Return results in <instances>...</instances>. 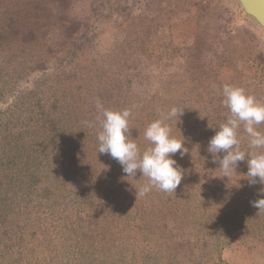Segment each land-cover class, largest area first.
<instances>
[{
  "label": "rangeland",
  "instance_id": "obj_1",
  "mask_svg": "<svg viewBox=\"0 0 264 264\" xmlns=\"http://www.w3.org/2000/svg\"><path fill=\"white\" fill-rule=\"evenodd\" d=\"M55 1L73 29L81 30L51 58L49 75L34 65L14 77L22 70L15 61L10 77L27 86L23 97L37 85V91L55 93L66 105L73 98L69 104L75 108L73 102L103 79L108 91L117 93L103 101L106 108L131 105V136L141 151L149 146L144 129L161 112L182 106L177 128L176 121L170 123L188 149L182 159L179 153L173 157L184 175L175 192L153 188L137 195L147 178L140 172L129 177L115 159L98 152L100 113L89 116L87 102L76 105L73 129L29 123L17 130L15 121L0 119L4 223L25 234L31 225L36 235L28 238L22 258L17 250L10 257L1 253L4 243L0 264H264V228L257 225L264 215L252 205L264 198V185H249L246 161L229 177L222 170L214 174L219 164L207 150L227 118L224 84L242 86L264 102V34L234 0ZM7 82L0 79V110L15 100ZM85 121L97 123L90 128ZM71 134L73 142L81 141L68 144ZM240 136L242 150H248L243 128ZM168 200L176 211L172 205L167 210ZM215 215L224 216L220 226ZM74 232L83 239L76 242L85 244L75 245Z\"/></svg>",
  "mask_w": 264,
  "mask_h": 264
},
{
  "label": "clouds",
  "instance_id": "obj_2",
  "mask_svg": "<svg viewBox=\"0 0 264 264\" xmlns=\"http://www.w3.org/2000/svg\"><path fill=\"white\" fill-rule=\"evenodd\" d=\"M221 104L228 114L209 140L207 150L213 154L212 163H218L224 177H229L236 173L240 162L246 161L249 185H264V131L260 130L264 124V102L242 86L224 84ZM95 106L100 113L97 118L100 128L98 152L115 159L129 177L140 172L147 178L137 195L144 196L153 188L166 193L175 192L183 179L184 169L173 157L179 153L182 159L188 149L182 135H173L170 122L176 121V127L185 108L172 106L167 112H161L159 118L144 129L143 136L149 146L141 151L137 139L131 136L130 109H107L99 98H96ZM97 122L85 121V124L92 128ZM241 128L247 137L248 150L241 148ZM220 153L222 157L217 155ZM260 195L264 196V187L260 189ZM252 205L259 212L264 211V198L253 201Z\"/></svg>",
  "mask_w": 264,
  "mask_h": 264
},
{
  "label": "trees",
  "instance_id": "obj_3",
  "mask_svg": "<svg viewBox=\"0 0 264 264\" xmlns=\"http://www.w3.org/2000/svg\"><path fill=\"white\" fill-rule=\"evenodd\" d=\"M54 3H56L55 0H0V62L5 64V66L0 64V67H2L0 68V79L8 81L7 84L10 83L12 86L10 91L15 97H13L15 99L14 102L9 105L7 109L0 110V119L3 120V118H5L6 122L15 121L14 123L17 130L21 129V126H24L22 129L26 128L29 123L32 126L35 125L39 129L48 128V126L52 125L59 128L71 127L70 129H73L75 126H70V124L73 121L74 114H79L75 112L79 110V107H76V105L78 106L79 103L83 104L86 102L92 104L88 114L89 116L91 114L96 115V98H99L102 103L103 101H112V99L116 98L115 95L117 93L115 94L112 91H108L110 86H106L105 83L102 82L103 79L100 84L92 88V92L89 90L87 93L82 94L81 100L79 98L73 102L75 108L73 105L70 106L69 104L73 98H71L68 105H66L64 101H60V98L55 95V93H48L49 91L45 89L37 91V85L30 91L28 97L24 98L23 96L27 94L25 91L27 86L24 84H14V80L21 81L19 78L14 79L10 77L13 72H16L10 69H14L12 65L15 64V61H17V63L20 61L19 65L22 70L18 76L14 75V77H21L23 73L28 70V66L33 68L34 65H36L38 71L45 73V75H49L48 71L50 69L48 68L52 60L51 58L66 50L71 43H74L75 37H77V34H79L81 30V27L74 30L73 27H75V24H69L71 22L68 19L70 16L68 15L67 18V15L63 12L64 10H62L61 2H59V4L58 2L57 4ZM55 9L56 12L54 13ZM80 40H78V43H82ZM82 40L87 42L88 37L85 36ZM77 46L79 45H76V47ZM78 50H80L79 47H77L76 51ZM72 63L71 61V64ZM104 72L109 73L110 70H104ZM96 74H98V72H96ZM86 79L87 78H85V80ZM46 82L47 81H45L44 84ZM14 86L17 87L14 88ZM85 88L87 89L88 87ZM118 93L120 94V92ZM130 94H132V92L128 95ZM50 99H52L53 102H50ZM130 106L131 105H127L126 108L130 109ZM107 109L110 108L107 106ZM20 113L21 115H19ZM19 124L21 125L20 127H18ZM82 130L83 128H78L76 132H81ZM54 136L58 135L54 134ZM73 138L74 137L69 139V143H67L72 145L81 141L79 138L73 142ZM215 172L214 174L222 173L220 169ZM84 197L85 195L83 198L82 195H79L78 200H83ZM170 202H172V200L166 201V205H168L167 210L169 209V205L175 208L173 202L172 204H170ZM176 204H179V200L176 201ZM17 207H22L21 203H19ZM173 211H176V208ZM262 214L264 215V211H262ZM6 215L7 213H5L3 209H0L1 222L4 223ZM231 215L232 213L230 212V216ZM212 219H215L217 226H220L224 222L223 215L217 217L215 215ZM257 220V225L264 228V216ZM1 222L0 248L5 243L3 245V252L1 253H5V256L10 257L16 252L15 250H17L18 256L22 258L28 251V238L35 239L36 237L32 226L30 225L29 232L25 234L23 232L25 229L15 228L16 231L12 232V229L7 223L1 225ZM72 225L71 223L65 224L67 227ZM80 235L79 232H74L71 239L75 237V242L83 241V239L78 238ZM18 240L20 243H16ZM83 244L85 243L76 242L75 245L80 247Z\"/></svg>",
  "mask_w": 264,
  "mask_h": 264
},
{
  "label": "water",
  "instance_id": "obj_4",
  "mask_svg": "<svg viewBox=\"0 0 264 264\" xmlns=\"http://www.w3.org/2000/svg\"><path fill=\"white\" fill-rule=\"evenodd\" d=\"M240 14L264 34V0H234Z\"/></svg>",
  "mask_w": 264,
  "mask_h": 264
},
{
  "label": "crops",
  "instance_id": "obj_5",
  "mask_svg": "<svg viewBox=\"0 0 264 264\" xmlns=\"http://www.w3.org/2000/svg\"><path fill=\"white\" fill-rule=\"evenodd\" d=\"M104 25H106V22L104 23Z\"/></svg>",
  "mask_w": 264,
  "mask_h": 264
}]
</instances>
